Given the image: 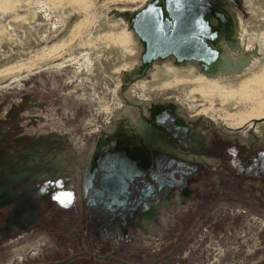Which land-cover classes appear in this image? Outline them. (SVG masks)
<instances>
[{
  "label": "rangeland",
  "instance_id": "rangeland-1",
  "mask_svg": "<svg viewBox=\"0 0 264 264\" xmlns=\"http://www.w3.org/2000/svg\"><path fill=\"white\" fill-rule=\"evenodd\" d=\"M61 261L264 264V0H0V264Z\"/></svg>",
  "mask_w": 264,
  "mask_h": 264
},
{
  "label": "water",
  "instance_id": "water-1",
  "mask_svg": "<svg viewBox=\"0 0 264 264\" xmlns=\"http://www.w3.org/2000/svg\"><path fill=\"white\" fill-rule=\"evenodd\" d=\"M132 163V162H131ZM130 164V162H129ZM100 180L101 187L107 189L110 195L119 194L127 188V182L121 174L116 172L108 173Z\"/></svg>",
  "mask_w": 264,
  "mask_h": 264
},
{
  "label": "flooded vegetation",
  "instance_id": "flooded-vegetation-1",
  "mask_svg": "<svg viewBox=\"0 0 264 264\" xmlns=\"http://www.w3.org/2000/svg\"><path fill=\"white\" fill-rule=\"evenodd\" d=\"M58 263H59V264H64L65 261H61V262H58ZM44 264H55V262H52V263H51V262H50V263H49V262H46V263H44Z\"/></svg>",
  "mask_w": 264,
  "mask_h": 264
},
{
  "label": "trees",
  "instance_id": "trees-1",
  "mask_svg": "<svg viewBox=\"0 0 264 264\" xmlns=\"http://www.w3.org/2000/svg\"><path fill=\"white\" fill-rule=\"evenodd\" d=\"M208 207H209V206H208ZM120 263H124V262H121V261H120Z\"/></svg>",
  "mask_w": 264,
  "mask_h": 264
},
{
  "label": "snow or ice",
  "instance_id": "snow-or-ice-1",
  "mask_svg": "<svg viewBox=\"0 0 264 264\" xmlns=\"http://www.w3.org/2000/svg\"><path fill=\"white\" fill-rule=\"evenodd\" d=\"M57 199H59V198L57 197Z\"/></svg>",
  "mask_w": 264,
  "mask_h": 264
},
{
  "label": "built area",
  "instance_id": "built-area-1",
  "mask_svg": "<svg viewBox=\"0 0 264 264\" xmlns=\"http://www.w3.org/2000/svg\"><path fill=\"white\" fill-rule=\"evenodd\" d=\"M34 249V248H33Z\"/></svg>",
  "mask_w": 264,
  "mask_h": 264
}]
</instances>
